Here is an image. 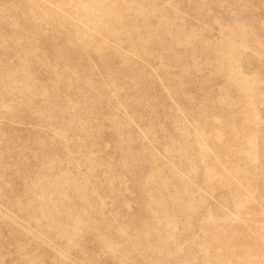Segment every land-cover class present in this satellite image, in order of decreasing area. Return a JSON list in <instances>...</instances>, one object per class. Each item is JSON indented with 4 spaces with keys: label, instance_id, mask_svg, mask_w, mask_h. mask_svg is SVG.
<instances>
[{
    "label": "rangeland",
    "instance_id": "374dc122",
    "mask_svg": "<svg viewBox=\"0 0 264 264\" xmlns=\"http://www.w3.org/2000/svg\"><path fill=\"white\" fill-rule=\"evenodd\" d=\"M0 264H264V0H0Z\"/></svg>",
    "mask_w": 264,
    "mask_h": 264
}]
</instances>
